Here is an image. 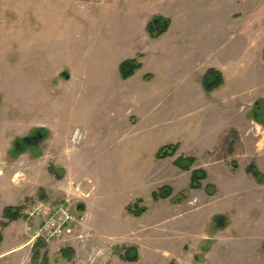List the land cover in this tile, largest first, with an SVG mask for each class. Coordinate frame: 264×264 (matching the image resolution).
Segmentation results:
<instances>
[{
	"label": "rangeland",
	"instance_id": "rangeland-1",
	"mask_svg": "<svg viewBox=\"0 0 264 264\" xmlns=\"http://www.w3.org/2000/svg\"><path fill=\"white\" fill-rule=\"evenodd\" d=\"M13 8L5 11L7 18L13 19ZM151 8L169 20L160 48H166V64L172 69L162 75L153 67L158 42L145 43L138 23L129 32L131 22L121 21L110 38L118 49L143 50L136 55L141 63L147 57L129 81L105 79L93 61L87 65L89 79L61 76L49 84L20 81L13 63L0 67V136L9 149L7 162L22 157L10 153L16 138L43 129L48 134L38 149L45 153L46 169L61 175L33 167L30 187L37 181L44 184L43 198L40 190H28L32 195L15 205L23 207V217L4 231L2 211L13 206L10 198L17 194L6 168L0 178V264H264V183L245 172L254 162L264 173V125L247 117L245 125L226 134V151H214L212 157L206 147L225 127L222 122L226 128L230 124L210 115L212 106L223 105V86L209 93L202 89L204 96L195 87L208 67L219 68L230 79L226 90L236 89L240 103L247 100V113L262 108L264 79L254 82L251 67L264 70V0H151ZM61 63L56 59L55 68ZM153 70L155 75L149 72ZM178 73L182 80H176ZM242 73L245 77L236 78L234 85V76ZM146 74L152 75L149 80ZM159 76L168 81L167 91L162 100L148 101L157 89L151 80ZM181 94L196 96L182 101ZM230 105L233 109L235 103ZM259 119L264 121V111ZM168 144L181 148L173 157L157 159L156 152ZM34 148L24 153L33 156ZM180 154L195 157L192 169L208 173L200 189H188L191 171L173 164ZM232 160L238 164L235 171ZM206 184L217 192L208 195ZM162 186L171 188L170 197L154 201L151 193ZM183 190L187 199L172 204ZM34 200L67 201L73 209L83 203L85 212L70 232L47 242L35 237L37 222L23 213ZM134 203L147 211L139 217L129 214L126 207ZM129 246L137 248L136 262L120 256Z\"/></svg>",
	"mask_w": 264,
	"mask_h": 264
},
{
	"label": "crops",
	"instance_id": "crops-1",
	"mask_svg": "<svg viewBox=\"0 0 264 264\" xmlns=\"http://www.w3.org/2000/svg\"><path fill=\"white\" fill-rule=\"evenodd\" d=\"M150 2L151 0H0V24L1 27L3 25V28L0 29V67L7 68L8 66L2 65L10 66L13 63L14 74L16 77H20V81H29V83L36 84L39 83L38 79H42L41 82L49 84L54 79L60 81L64 72H67L68 79H89V67L87 65L93 61L101 72V76L105 79L118 80L121 78L119 74L120 63L135 58L138 53L144 54L143 50L131 52L124 47L118 49V44L116 45L113 38H110L114 36L117 30L118 21L131 22L128 26L130 28L129 32H134V23H138V32L142 34L145 43L149 45L155 42H158L159 45L161 43L163 35L162 37L152 38L147 28L149 21L154 16H159L153 13V7L151 10L149 9ZM11 5L14 6L12 9L14 11L13 19L7 18L5 13ZM8 22L14 24L9 28ZM104 25H107L105 31L103 29ZM160 47L161 45L158 49L155 48L156 54L159 55H155L153 58L155 64L153 67L156 68V72L158 71L159 74L165 73L171 67L166 64V48ZM113 53L116 55H113ZM119 54H121L120 57ZM129 55L131 57L127 58ZM146 58L144 55L141 68L144 67ZM56 59L62 60V63L55 68ZM261 67V65L260 67H255V65L251 67V70H254V73L252 72L254 82L264 79V70ZM211 68L219 72L222 71L223 74L222 72L221 74L224 75L222 85L217 88L223 86L219 94L224 102L223 105L211 107L215 108L214 111H211V118L212 120H218L221 116L230 121L227 128L226 123L222 122L221 126L225 127L206 147L205 151L210 152V155L215 157L214 151L223 149L226 151V134L246 124L247 100H244L243 103L236 101L239 98L235 93L236 89L231 90V92L226 90L230 87V85L228 86L230 79L225 76L224 71L219 68L208 67V69ZM207 70L203 73L204 75ZM149 72L156 74L154 70ZM174 76L177 81L182 80L181 73ZM241 77H245V75L242 73L234 76V85L237 84L236 78ZM172 78L173 75L167 78L169 83L172 82ZM131 79L130 77L126 81ZM167 80L165 76L162 78L161 76L154 77L151 80L150 85L156 86L157 89H154L151 95H148V101L162 98V95L167 91L165 87L168 83ZM172 80L174 81V78ZM195 87L200 92L198 94L204 96V93H202V89L204 90L203 78L199 86L196 85ZM131 90L134 93V87ZM204 92L206 91L204 90ZM190 96L196 95L181 94L180 99L189 101ZM232 102L235 103V105H232L233 109L230 105ZM243 113L246 117L242 120ZM237 115L241 116L239 124L236 122ZM179 148H181L180 145ZM6 149L8 148L2 142L0 136V178L5 175L6 168L9 166V178L17 191V194L12 195L10 198L14 202L9 205L15 206L32 195V193L26 194L28 190L33 191L36 188L39 191L43 190L40 188H44V184H39L38 181L30 187L32 168L39 165L43 167L46 175L49 174V171L46 169L45 164L47 161H44V152L41 157L30 156V153L26 152L21 154V158L13 159V162L8 163ZM17 162H22V166H18ZM48 181L44 178L45 183ZM223 236L225 239L231 240L230 236L226 234Z\"/></svg>",
	"mask_w": 264,
	"mask_h": 264
},
{
	"label": "trees",
	"instance_id": "trees-1",
	"mask_svg": "<svg viewBox=\"0 0 264 264\" xmlns=\"http://www.w3.org/2000/svg\"><path fill=\"white\" fill-rule=\"evenodd\" d=\"M169 27V20L165 19L161 16H154L148 23V31L150 33V36L152 38H157L163 33L167 31ZM141 55H138L135 58L124 60L119 65V74L122 80H127L130 77L134 75V73L139 70L142 66V63L139 61L138 57ZM263 60H264V51H263ZM152 75L146 74L144 76L145 80H149ZM223 83V76L221 72H219L216 69H208L203 77V88L206 92H211L218 87H220ZM263 106L262 108H257L255 106L248 114L247 117L252 118L255 122L264 125V121L259 119L260 112L264 111V100L262 101ZM37 132L39 133V136H36L35 138H32L33 134ZM33 134H29L25 137H18L13 141V147L10 151L12 156H17L19 154L24 153L27 151L28 148H18L19 144L22 141H28L31 139V142L35 143L36 152L34 153V157L40 156L42 153L38 149V145L46 138V135L48 134L47 130L39 129L37 131H33ZM44 134V135H43ZM43 136V137H42ZM179 150V144H168L160 148L157 152L155 157L157 159H165L170 158L176 155V153ZM196 158L193 156H183L179 155L173 160V164L178 167L180 170L183 171H191L190 173V182L188 184V189L195 190L200 189L202 187V182L207 178V173L202 168H195L192 169L193 164L195 163ZM231 170L235 171L238 167V164L235 160H232L230 162ZM48 171L50 173L56 174L58 178H61V175L57 174V170L49 167ZM245 172L249 175H251L254 179H256L259 183H264V173L257 167V165L254 162H251L248 164V166L245 169ZM205 191L208 195H213L217 192V188L214 185L206 184L205 185ZM42 190H40V198H43V194L41 193ZM172 193V190L168 186H162L156 191H153L151 193V197L154 201H158L159 199H166L170 197ZM187 199V193L185 190L177 193L172 199V204H181L183 201ZM139 201V200H138ZM22 206H6L2 211V217L4 221L1 222V229H5L9 223L19 220L23 217L22 215ZM126 211L135 216L139 217L143 213L147 211V208L145 206L138 207V203H134L133 205H128L126 207ZM77 214V213H76ZM3 236L0 233V244L2 243ZM38 246V243L36 242L34 247ZM64 254V252H63ZM121 258L124 261L127 262H136L139 258V254L137 251V248L135 246H129L125 247L122 250V253L120 254Z\"/></svg>",
	"mask_w": 264,
	"mask_h": 264
},
{
	"label": "built area",
	"instance_id": "built-area-1",
	"mask_svg": "<svg viewBox=\"0 0 264 264\" xmlns=\"http://www.w3.org/2000/svg\"><path fill=\"white\" fill-rule=\"evenodd\" d=\"M24 216L37 222L36 238H42L47 242L61 237L65 232L79 221L73 207L67 201L56 203L34 200L23 211Z\"/></svg>",
	"mask_w": 264,
	"mask_h": 264
},
{
	"label": "water",
	"instance_id": "water-1",
	"mask_svg": "<svg viewBox=\"0 0 264 264\" xmlns=\"http://www.w3.org/2000/svg\"><path fill=\"white\" fill-rule=\"evenodd\" d=\"M62 76L65 78V79H68V74L67 72H64L62 73ZM74 212L77 213L76 214V217L78 220H80L85 212V205L82 203V204H79L75 207L74 209Z\"/></svg>",
	"mask_w": 264,
	"mask_h": 264
},
{
	"label": "flooded vegetation",
	"instance_id": "flooded-vegetation-1",
	"mask_svg": "<svg viewBox=\"0 0 264 264\" xmlns=\"http://www.w3.org/2000/svg\"><path fill=\"white\" fill-rule=\"evenodd\" d=\"M44 135V134H43ZM36 136H39V133H37L35 136H32V138H35ZM31 140H34V139H31ZM31 140H28V141H22L20 144H19V146H18V148L19 147H24V148H28V149H31V148H36V144L35 143H33V142H31Z\"/></svg>",
	"mask_w": 264,
	"mask_h": 264
},
{
	"label": "bare ground",
	"instance_id": "bare-ground-1",
	"mask_svg": "<svg viewBox=\"0 0 264 264\" xmlns=\"http://www.w3.org/2000/svg\"><path fill=\"white\" fill-rule=\"evenodd\" d=\"M77 134H78V133H76V136H75L76 138H78V137H77Z\"/></svg>",
	"mask_w": 264,
	"mask_h": 264
}]
</instances>
